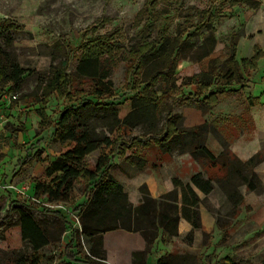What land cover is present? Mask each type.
I'll return each instance as SVG.
<instances>
[{"label": "trees", "instance_id": "1", "mask_svg": "<svg viewBox=\"0 0 264 264\" xmlns=\"http://www.w3.org/2000/svg\"><path fill=\"white\" fill-rule=\"evenodd\" d=\"M156 1L166 3L167 0ZM231 2L239 6L247 4L251 8L260 5L258 0ZM165 13L151 7L147 14V24L140 33L143 41L141 46L126 51V54L134 56L128 59H136L133 77L138 82L125 115L120 116L117 106L109 100L114 96L110 75L117 60L125 52L122 45L111 43L106 35L89 39L81 45L82 51L71 72H68V58L61 59L56 54L62 51L67 55L71 50L65 52L64 44L55 42L50 54L54 59L59 57V60L51 64L48 70L37 72L35 88L29 93H21L19 97L24 101L42 104V107L36 109L40 118L39 127L46 129L53 126V138L65 147L52 161L37 157V154L23 161L31 163L37 159L47 162L43 176L34 180L33 197L47 202H68L72 199L75 184L81 182L85 201L77 205L80 225L77 231L89 242L87 258L90 264H107L103 248V234L107 231L140 233L147 246L144 251L132 253L131 264H146V253L160 230L168 238L176 236L180 217L185 218L193 228H199L198 206L204 199L198 197L192 185L208 194L215 180L232 206V218L240 211L242 185L258 193L263 191L254 170L262 160L259 153L241 160L229 149L224 138H218L223 149L214 155L206 146L208 135L217 132L212 123L204 121L192 126L181 125L183 117L176 109L185 101H193L201 113H206L232 90V86L249 87V78L257 69L259 59L264 57V48L256 45L250 56L237 60L238 34L235 33L227 40L228 49L224 57L209 58L204 70L183 77L177 85L176 70L181 60L197 62L213 53L217 43L211 25L214 14L211 10L200 11L199 25L191 33H184L178 26L172 35L153 36L157 17ZM199 28L204 30L197 33ZM10 29L11 23H0V38ZM12 47L10 36L4 38V44L0 41V84H9L7 92H18L28 70L19 63ZM184 88H189L187 93H184ZM175 92L181 95L177 96ZM54 94L67 101L55 121L44 108L49 97ZM79 97L84 99L75 102ZM13 101L16 102V98ZM117 129H138L141 136L149 137L157 144L161 154L188 153L202 168L208 170L209 166L218 167L223 174L213 178L210 175L204 177L202 172H198L186 183L174 178V188L159 198H153L146 185L142 184L138 189L139 202L133 205L123 186L111 176V159L107 154H102L92 166L86 162L89 154L102 147H110L112 151L123 145L130 146L124 139H112L110 134ZM31 209L30 205L17 203L7 210L6 216L17 212L21 238L29 247L27 255L13 254L10 264H41L43 255L39 250L59 242L61 235L71 229L65 210L44 207V213L56 220L50 225H42L34 219ZM68 258L73 261L75 256L70 253ZM155 264H196V257L190 254H167L161 256ZM219 264L237 263L225 256Z\"/></svg>", "mask_w": 264, "mask_h": 264}, {"label": "rangeland", "instance_id": "2", "mask_svg": "<svg viewBox=\"0 0 264 264\" xmlns=\"http://www.w3.org/2000/svg\"><path fill=\"white\" fill-rule=\"evenodd\" d=\"M231 1L167 0L165 3L155 0L152 3V0H0V23H11V29L3 34L0 41L4 44V38L11 37L12 48L17 54L19 63L28 70L24 75L20 91L7 92L9 84H0V104L6 100L13 104L4 116L7 120L2 122L3 131L0 133V190L5 192L0 193V264H10L13 254L29 253V247L22 240L17 225L18 214L14 211L6 216L8 208L17 203L27 204L31 206V213L39 224L50 225L56 220L53 216L44 213L43 208L46 207L44 199L31 196V191L22 194L6 187L11 183L21 188L22 184L25 185L28 181L34 166L38 163L37 159L31 164L26 161L23 163L28 156L37 154V157L43 158L47 156L46 153L58 152L63 148L53 138V126L46 129L39 127L40 118L36 109L42 107V104L19 98L21 93H29L35 88L37 72L48 70L51 64L59 60V57L68 58V72H71L82 51L81 45L89 39L106 35L111 43L122 45L125 52L124 56L117 60L111 72L114 96L109 99L117 106L118 114L123 116L129 110L130 97L138 82L133 77L136 59H128L134 56L126 54V51L141 46L143 41L140 33L147 24V14L151 7L155 11H166L165 14L157 17L152 31L153 36L172 35L178 26L184 33H191L199 25L200 11L211 10L214 14L211 25L217 43L213 53L210 57L197 62L181 60L176 70L177 85L183 77L204 70L209 58L224 57L228 49L227 40L235 33L238 34L237 60L250 56L254 44L264 47V0H258L260 5L257 8H251L247 4L235 5ZM203 30L204 28H199L197 33ZM57 41L64 44L65 52L71 51L67 55L62 51L56 52L59 57L54 59L50 51ZM261 76L264 78V61L257 65L252 80H249L248 88L253 95H264V79L261 80ZM188 89L184 88V93H187ZM231 89L229 96L219 100L218 108H214L217 103L206 113H201L193 101H185L176 109V112L183 117L181 125L196 123L206 116L207 122L221 129L216 130L214 134L210 133L213 138L217 140L233 138L237 133L229 130V126L244 121V117L238 116L237 113L243 111L246 102L242 98L244 93L240 91L243 88L234 85ZM174 94L181 95L180 92ZM11 95L16 96L15 103ZM84 98H76L75 102ZM168 100L170 101L171 98L168 97ZM1 105L0 109L5 110L6 107ZM65 105L67 101L54 94L49 97L44 108L55 121ZM110 136L114 141L124 139L130 146L123 145L112 151L110 147H102L87 156L86 162L92 166L102 154H107L111 159V173L122 181L125 175L131 176L129 173L140 171L150 173L167 160V157H171L169 154H161L157 144L149 137L141 136L138 129H117ZM3 149L5 151L1 152ZM260 155L264 157V150ZM142 157L145 158L144 162ZM128 161L131 164H128ZM116 162L118 163L115 165ZM141 163H144L142 167ZM201 169L213 178L223 174L218 167L209 166L208 170L202 167ZM82 187L81 182H77L71 201L65 202L67 209L65 215L71 223V229L61 235L59 242L39 250L43 255L41 264H90L87 258L89 242L77 231L80 228L77 205L85 201ZM261 251L264 253V249ZM70 253L75 256L73 261L68 258Z\"/></svg>", "mask_w": 264, "mask_h": 264}, {"label": "crops", "instance_id": "3", "mask_svg": "<svg viewBox=\"0 0 264 264\" xmlns=\"http://www.w3.org/2000/svg\"><path fill=\"white\" fill-rule=\"evenodd\" d=\"M256 45L254 44L253 48ZM262 61H264V57L259 59L258 65ZM252 78L253 73L249 80L251 81ZM261 78V80L264 79L263 76ZM240 91L244 93L242 98L246 103L245 106L243 105V111L237 113V115L244 117V121L229 126V130L237 134L226 141L229 149L239 159L247 160L252 155L260 154L264 150V95H253L248 87ZM227 96L229 94L223 98ZM219 103L214 108H218ZM1 104V107H6V109H0V133L3 131L2 122L7 120L4 116L7 114L9 107L13 106L9 100ZM9 111L14 112V110ZM206 120V116H204L201 121L185 123L184 126H192ZM214 128L217 131L221 130L218 126H214ZM61 145L63 146L62 150L51 154L46 153L47 156L43 158L48 161L54 160L65 149L64 145ZM206 146L214 155H218L223 149L220 142L213 138L211 134L207 137ZM5 149L1 152H4ZM170 155L171 157H167V160L151 170L150 173H142L141 171L129 173L131 176L125 175L123 181L121 178H115L111 170L110 174L123 186L128 200L133 205L139 202L140 193L138 189L142 184L146 185L153 198H159L162 194L174 188V178L186 183L190 181L193 174L198 172H202L204 177L207 176L205 170H202L197 161L191 158L188 153H172ZM142 160L144 161L145 158L142 157ZM128 162V164H131L130 161ZM46 163L38 161L28 177V181L25 182V185L22 184L20 189H25V193L31 191L30 195L33 196L34 180L43 176ZM254 170L261 181L263 191L258 193L242 185L240 190L243 201L239 213L234 218L230 216L232 206L215 180L212 181L213 189L208 194H204L192 185L198 197L204 199L198 206L201 226L193 228L185 218L180 217L176 236L168 238L166 233L160 230L158 237L146 253V264H155L161 256L167 254L193 255L196 257V264H219L220 259L225 256L230 257L237 264H262L264 260V253L261 251L264 249V157ZM16 187L19 188L18 185ZM0 193L5 192L0 190ZM178 197L180 206V192ZM146 246L145 239L138 232L111 230L103 234V248L107 264H131L132 253L144 251Z\"/></svg>", "mask_w": 264, "mask_h": 264}, {"label": "built area", "instance_id": "4", "mask_svg": "<svg viewBox=\"0 0 264 264\" xmlns=\"http://www.w3.org/2000/svg\"><path fill=\"white\" fill-rule=\"evenodd\" d=\"M11 97L13 98V99H15L16 98V96L15 95H11ZM6 187L7 188H10L11 190H13V191H16V192H18V193H25V189H20V188H17L15 185H13V184H8V185H6ZM45 206L46 207H48V208H52V209H62V210H67L66 209V205H65V202H45ZM78 223H79V221H78Z\"/></svg>", "mask_w": 264, "mask_h": 264}]
</instances>
